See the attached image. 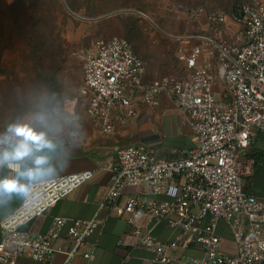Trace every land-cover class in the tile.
Listing matches in <instances>:
<instances>
[{
  "label": "built area",
  "instance_id": "1",
  "mask_svg": "<svg viewBox=\"0 0 264 264\" xmlns=\"http://www.w3.org/2000/svg\"><path fill=\"white\" fill-rule=\"evenodd\" d=\"M195 13L205 15L211 26L232 30L229 36L217 28L208 34L165 32L179 42L176 58L183 76L167 74L147 80L143 60L119 36L97 41L83 56L84 113L100 132L114 134L136 116L137 102L154 106L163 94L195 136L194 148L170 160L157 158L145 144L114 145L110 183L99 208L126 214V231L153 253L154 261L264 264V198L244 189L254 162L245 150L257 131L264 129V1H241L227 14L203 8ZM7 165L19 169L18 163ZM93 172L29 182L20 204L0 218V262L28 257L46 264L56 252L64 253L65 264L77 254L88 259L95 244L90 250L81 249L99 223L97 213L89 219L55 216L45 233H30L22 227L88 181ZM127 185H142L144 190L121 196ZM160 195L164 198H156ZM138 212L152 223L162 221L175 230L173 239L153 237L150 227L134 221ZM219 222L230 233L232 253L221 250ZM65 226L67 249L54 244ZM188 240L200 247L199 256L184 259L170 254Z\"/></svg>",
  "mask_w": 264,
  "mask_h": 264
},
{
  "label": "rangeland",
  "instance_id": "2",
  "mask_svg": "<svg viewBox=\"0 0 264 264\" xmlns=\"http://www.w3.org/2000/svg\"><path fill=\"white\" fill-rule=\"evenodd\" d=\"M241 1L25 0L28 18L19 0H0V143L21 119L86 118L82 61L97 41L128 40L145 64L147 80L180 77L185 72L176 58L179 42L165 32L208 34L217 28L229 36L232 28L211 26L195 11L227 14Z\"/></svg>",
  "mask_w": 264,
  "mask_h": 264
},
{
  "label": "crops",
  "instance_id": "3",
  "mask_svg": "<svg viewBox=\"0 0 264 264\" xmlns=\"http://www.w3.org/2000/svg\"><path fill=\"white\" fill-rule=\"evenodd\" d=\"M135 107L136 116L126 125L117 127L112 135L100 132L84 113L85 119H67L65 123L51 118L21 119L17 125H27L36 133H43L44 143L26 141L29 151L20 158H15L14 153L20 146L22 137L16 136L12 131L7 139L0 143V179L15 178L26 186L37 179L84 170L94 171L88 181L22 227L30 233H45L55 216L67 219H89L97 213L99 223L81 249L90 250L91 245L95 244L90 257L85 259L81 254H77L68 264H164L154 261L153 253L141 247L136 238L126 231V214L118 216L107 207L99 208L110 183L114 145L145 144L153 150L157 158L166 160L177 158L195 147V136L184 116L165 95H160L154 106L137 102ZM245 152L256 156L258 178L254 194L264 198V129L257 131ZM41 158L44 163L37 164L36 161ZM9 162L18 163L19 169H10L7 165ZM29 172L32 173L31 176L26 175ZM143 190L142 185H127L122 187L120 194L121 196L139 194ZM23 194L5 193L0 196V218L12 212L20 204ZM146 197L155 198L148 194ZM156 198L163 199L164 196L160 195ZM133 219L142 227H150L152 236L160 240H172L176 233L164 222L152 223L140 212L135 213ZM218 231L223 238L221 250L226 253L234 252V243L222 222L218 224ZM54 244L63 249L69 247L66 226ZM200 253V247L189 240L170 251V254L184 259L197 257ZM0 264L39 263L28 257H19L12 263L0 262ZM46 264H65L64 253H54Z\"/></svg>",
  "mask_w": 264,
  "mask_h": 264
},
{
  "label": "clouds",
  "instance_id": "4",
  "mask_svg": "<svg viewBox=\"0 0 264 264\" xmlns=\"http://www.w3.org/2000/svg\"><path fill=\"white\" fill-rule=\"evenodd\" d=\"M13 133L18 136V137H22L23 140L20 143V146L16 149L15 153H14V157L15 158H20L24 155L27 154V152L29 151L28 146L26 141H34V142H38V143H44V134L43 133H36L31 127L27 126V125H17L14 126L12 128ZM7 156V153L5 154ZM37 164H42L44 163V160L38 159L36 161ZM26 175L31 176L32 173L29 172ZM12 185L15 186V190L14 192H8L7 191V186ZM0 189H4L6 194H13V193H17V194H21V193H25L27 191V188L24 184L20 183L17 179L15 178H10V177H6L4 179H0Z\"/></svg>",
  "mask_w": 264,
  "mask_h": 264
},
{
  "label": "trees",
  "instance_id": "5",
  "mask_svg": "<svg viewBox=\"0 0 264 264\" xmlns=\"http://www.w3.org/2000/svg\"><path fill=\"white\" fill-rule=\"evenodd\" d=\"M19 1H20L19 3L21 4V6L24 8V10L26 8V10H25L26 11V15L29 18V13L28 12H29L30 7L29 6L25 7V0H19ZM234 4H236V3H234ZM233 5L231 6V8L233 7ZM231 8H230V10H231ZM25 26H26V24L22 25V27H25ZM131 46H132V44H131ZM247 155L252 157L254 162H253V173H252V176L249 179L246 180L245 185H244V189L247 192H250V193L254 194V190L257 187V178H258L257 159H256V156L254 154L247 153Z\"/></svg>",
  "mask_w": 264,
  "mask_h": 264
},
{
  "label": "snow or ice",
  "instance_id": "6",
  "mask_svg": "<svg viewBox=\"0 0 264 264\" xmlns=\"http://www.w3.org/2000/svg\"><path fill=\"white\" fill-rule=\"evenodd\" d=\"M7 191L8 192H14L15 190V186L9 185L7 186ZM5 194V190L4 189H0V196H3Z\"/></svg>",
  "mask_w": 264,
  "mask_h": 264
},
{
  "label": "water",
  "instance_id": "7",
  "mask_svg": "<svg viewBox=\"0 0 264 264\" xmlns=\"http://www.w3.org/2000/svg\"><path fill=\"white\" fill-rule=\"evenodd\" d=\"M114 12H115V11H112V12H110V13H107V14L103 15V16L110 15V14H112V13H114ZM103 16H100V17H103ZM100 17H97V18H100Z\"/></svg>",
  "mask_w": 264,
  "mask_h": 264
}]
</instances>
